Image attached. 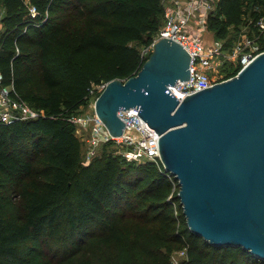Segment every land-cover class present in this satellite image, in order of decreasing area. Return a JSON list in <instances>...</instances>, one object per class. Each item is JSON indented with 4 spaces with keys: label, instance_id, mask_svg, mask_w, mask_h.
Wrapping results in <instances>:
<instances>
[{
    "label": "trees",
    "instance_id": "obj_1",
    "mask_svg": "<svg viewBox=\"0 0 264 264\" xmlns=\"http://www.w3.org/2000/svg\"><path fill=\"white\" fill-rule=\"evenodd\" d=\"M0 5L3 83L43 113L0 121V264H172L179 250L187 252L183 264H264L191 232L155 162H129L109 142L86 163L72 118L86 112L99 86L142 69L150 56L143 50L165 23L163 0ZM262 18L264 0H220L209 37L231 51L248 32L264 51Z\"/></svg>",
    "mask_w": 264,
    "mask_h": 264
},
{
    "label": "water",
    "instance_id": "obj_2",
    "mask_svg": "<svg viewBox=\"0 0 264 264\" xmlns=\"http://www.w3.org/2000/svg\"><path fill=\"white\" fill-rule=\"evenodd\" d=\"M190 66L189 52L162 38L136 75L106 84L95 112L121 136L119 112L139 108L160 135L191 232L264 261V53L236 76L180 102L168 86L190 79Z\"/></svg>",
    "mask_w": 264,
    "mask_h": 264
},
{
    "label": "built area",
    "instance_id": "obj_3",
    "mask_svg": "<svg viewBox=\"0 0 264 264\" xmlns=\"http://www.w3.org/2000/svg\"><path fill=\"white\" fill-rule=\"evenodd\" d=\"M220 0H163L165 9V23L153 36L150 45L143 50V56L151 55L156 44L162 38H170L179 42L191 55L190 79L178 80L168 89L182 102L186 95L213 87L219 82L228 79L225 76L213 78L211 73L218 72L219 67L229 60L235 64L238 73L250 65L259 55L264 53L256 40L247 38L245 44L240 41L230 51L225 50L222 41L213 40V44H206L204 35L209 33L208 19L215 10ZM33 15L36 9H31ZM258 25L264 33V18ZM207 35V34H206ZM230 52V53H228ZM231 55V56H230ZM106 85L99 86L98 94L94 101L104 90ZM139 108L121 110L120 117L125 122V129L121 136H113L103 120L93 111L90 113L75 115L72 122L75 123L80 137L86 140L88 147L86 163H90L99 153L102 145L115 142L119 147L116 152L129 162L143 163L155 162L163 169L174 185L173 193L169 199H173L175 192L180 191L179 181L176 177L166 172L161 151L160 135L155 128L144 120L139 114ZM43 113L31 107L17 92L14 83L4 85L3 75L0 73V121L12 123L20 120L36 119ZM88 134V137H87ZM182 206V205H181ZM176 207V205H175ZM176 213L177 210H176ZM187 259L186 250H179L172 256V264H183Z\"/></svg>",
    "mask_w": 264,
    "mask_h": 264
},
{
    "label": "rangeland",
    "instance_id": "obj_4",
    "mask_svg": "<svg viewBox=\"0 0 264 264\" xmlns=\"http://www.w3.org/2000/svg\"><path fill=\"white\" fill-rule=\"evenodd\" d=\"M4 14H5V10L1 7V5H0V31L3 29V24H2V18H3V16H4ZM248 33V32H247ZM247 33H244L242 36H241V41L240 40H238L237 41V43L240 41V42H242V44H245L246 43V41H247V38H249V36L247 35ZM207 34V35H206ZM205 35H204V37H205V42H206V44H209V46L210 45H212L213 44V41H211L212 39L209 37L210 36V34L209 33H206ZM252 40H254V39H252ZM258 46H260V45H258ZM231 52V51H230ZM230 52H228V53H230ZM231 56V55H230ZM236 70V68H235V64L233 63V62H231V61H227L226 62V64H224L223 66H220L219 67V71L218 72H213V73H211V76L213 77V78H215V77H218V76H226V75H228L229 73H231V72H233V71H235ZM94 103H95V101H94V99H93V102L90 104V106L89 107H87L85 110H86V112L85 113H90V112H93V111H95V108H94ZM85 113H82V114H85ZM77 136L80 138V140L82 141V142H84L86 145V148L88 147V144H87V142H86V140H84V138H82V137H80V134L77 132ZM87 137H88V134H87ZM86 150V149H85ZM100 151V150H99Z\"/></svg>",
    "mask_w": 264,
    "mask_h": 264
}]
</instances>
